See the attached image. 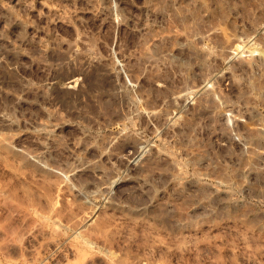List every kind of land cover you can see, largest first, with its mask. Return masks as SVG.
<instances>
[{"label": "rangeland", "instance_id": "374dc122", "mask_svg": "<svg viewBox=\"0 0 264 264\" xmlns=\"http://www.w3.org/2000/svg\"><path fill=\"white\" fill-rule=\"evenodd\" d=\"M0 264H264V0H0Z\"/></svg>", "mask_w": 264, "mask_h": 264}]
</instances>
